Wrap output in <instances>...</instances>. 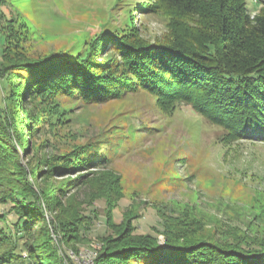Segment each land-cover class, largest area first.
<instances>
[{
  "label": "rangeland",
  "instance_id": "374dc122",
  "mask_svg": "<svg viewBox=\"0 0 264 264\" xmlns=\"http://www.w3.org/2000/svg\"><path fill=\"white\" fill-rule=\"evenodd\" d=\"M261 1L248 0L249 9H258ZM152 4V0H0V81L1 69L21 55H86L102 36L135 35L149 43L165 41L172 20L152 12ZM3 33L9 38V53L4 58ZM102 56L114 58L115 54ZM2 92L8 120L15 124L18 113L7 99L9 90ZM31 104L40 113L38 130L31 134L29 144L24 142L26 150L16 141L30 182L33 170L45 159H51L53 169L76 163V157L69 156L78 152L107 161L106 166L74 169L68 175L53 173L43 183L51 192L69 178L86 175L84 184L66 194L60 208V222L64 229L70 228L67 235H78L72 238L73 246L67 247L61 229L54 234L74 264H89L104 245L102 236H115L123 230L108 225V204L103 200L94 203L99 197L119 199L109 212L111 223L119 225L134 217L132 222L141 234L155 235V229L162 230L159 213L172 224L198 223L206 231L199 238L222 240L245 232L264 237V143L242 140L226 145L221 141L222 129L195 114L190 106L177 104L165 113L157 96L146 90L130 91L102 103L46 94L35 97ZM8 155L0 145V174L7 170ZM8 210L0 205V227H10L13 233L15 219ZM46 215L52 216L48 211ZM75 225L82 227V236ZM158 238L165 243L163 235ZM60 254L64 256L62 250Z\"/></svg>",
  "mask_w": 264,
  "mask_h": 264
},
{
  "label": "trees",
  "instance_id": "16d2710c",
  "mask_svg": "<svg viewBox=\"0 0 264 264\" xmlns=\"http://www.w3.org/2000/svg\"><path fill=\"white\" fill-rule=\"evenodd\" d=\"M152 1V12L172 20L165 41L149 43L135 35L102 36L86 55H21L1 69L0 145L10 161L0 174V205L9 208L15 222L13 233L10 227H0V264H74L54 234L61 229L67 247L73 246L72 238L78 235H67L70 228L64 229L60 222V208L66 194L84 184L86 175L69 178L51 192L43 183L53 173L68 175L74 169L107 164L86 152L69 156L76 157L70 167L53 169L51 159H45L33 170L30 182L16 141L26 150L24 142L29 144L31 134L38 130L40 113L31 104L35 97L63 94L102 103L130 91L146 90L157 96L165 113L177 104L190 106L195 114L222 129L221 141L226 145L242 140L264 143V0L255 10L249 9L248 0ZM4 35L2 58L9 53V38ZM103 51L106 55L114 52L115 57L105 59ZM3 89L9 90L7 99L18 113L15 124L8 120ZM71 181L75 182L69 185ZM99 200L108 204V225L123 230L115 236H102L104 245L96 252L94 264H264V237L245 232L222 240L199 238L206 231L198 223L172 224L159 213L162 230L155 229V235L141 234L132 222L134 217L119 225L111 223L109 212L119 199L99 197L94 203ZM75 227L82 236V227ZM158 234L164 236V244Z\"/></svg>",
  "mask_w": 264,
  "mask_h": 264
},
{
  "label": "built area",
  "instance_id": "2783aa9c",
  "mask_svg": "<svg viewBox=\"0 0 264 264\" xmlns=\"http://www.w3.org/2000/svg\"><path fill=\"white\" fill-rule=\"evenodd\" d=\"M96 254L92 256V258L89 260V264H94V259H95Z\"/></svg>",
  "mask_w": 264,
  "mask_h": 264
}]
</instances>
